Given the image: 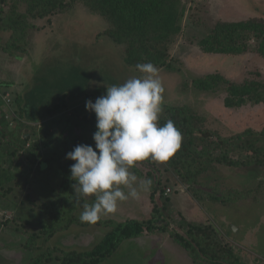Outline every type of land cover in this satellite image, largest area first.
Instances as JSON below:
<instances>
[{"label":"rangeland","instance_id":"374dc122","mask_svg":"<svg viewBox=\"0 0 264 264\" xmlns=\"http://www.w3.org/2000/svg\"><path fill=\"white\" fill-rule=\"evenodd\" d=\"M67 1L69 7L63 12L41 19H29L33 26L23 29L24 37L29 40V50L22 57H12L0 47V82L10 84L13 88V99L18 94V107L21 112L19 118L22 120L19 130H35L32 138L38 137L37 129L54 123L55 115L50 116L47 109L58 102L60 95H64L65 111L82 105V113L86 110V100L95 102L97 97L106 94V86L119 85L129 78L141 75L136 67L129 66L124 61V45L105 35L108 27L106 20L91 12L79 0ZM183 4L185 8L181 31L169 46L168 65L156 67L163 87L162 105L190 106L205 118L208 128L222 135L235 133L246 127H264V102L227 108L223 105V91L202 90L194 84L196 78L216 72L234 81L256 76L264 81V59L254 53L253 49L240 55H224L207 54L200 47L202 39L218 21H237L251 17L264 19V0H183ZM0 35L3 45L9 32L2 30ZM248 44L254 47L252 40ZM94 92L96 93L91 95ZM13 103L15 107L16 101ZM1 110L3 108L0 104ZM58 127L57 124L50 127L54 139L42 149L41 159L48 161H42L41 171L34 170L28 176V185L25 184L15 191L14 201L5 204L6 199L0 200V211L7 210L13 217L4 224L0 223L7 227L2 229L5 230L3 235L17 239V243L22 246V241L31 234L30 229L36 228L37 232L39 227L36 220L27 226L26 222H22L38 218L37 211L30 210L26 194L35 196L37 200H47L52 197L53 186L61 181L58 163L50 155L52 152L56 155V150L61 151L58 145L61 146L62 137L67 138L69 134L65 135L63 125ZM129 171L134 173L131 168ZM155 173L157 178L164 179L165 174L168 178L157 187L154 194L155 203L163 215L155 220L157 224L165 223L158 222L165 218L169 229L183 233L173 218L177 214L178 219L212 225L221 240L230 244L241 264H264V191L258 200L247 197L224 206L212 199L198 197L176 174L169 176L165 172ZM216 176L222 182V187L235 188L250 186L261 178L257 171L246 173L238 168H222ZM216 176L211 175L210 178ZM137 177L138 185L144 178ZM166 188H170L171 192L168 196L164 194L167 201L163 203L159 194L164 193ZM124 191L127 192L128 189ZM150 194L151 190L141 191L138 199L130 197L126 201L118 202L116 211L102 218H109L114 222L127 219L144 220L152 208ZM86 202L93 203V198ZM13 211L23 219L18 218ZM82 211L81 206L76 211V216L80 218ZM108 229L109 227H100L93 223L87 226L72 225L56 233L43 250L36 249V253L48 248L52 250L53 247L56 249L54 254L59 256L70 249L88 250L100 241ZM21 255V249L18 254L12 246L2 247L0 242V264H23ZM47 264L60 263L50 261ZM99 264L193 262L184 248L173 242L166 232L156 230L124 240L110 257Z\"/></svg>","mask_w":264,"mask_h":264},{"label":"trees","instance_id":"16d2710c","mask_svg":"<svg viewBox=\"0 0 264 264\" xmlns=\"http://www.w3.org/2000/svg\"><path fill=\"white\" fill-rule=\"evenodd\" d=\"M79 1L106 20L108 27L104 33L113 41L124 45V61L127 65L136 67L138 63L149 62L155 67L168 65L169 46L181 31L185 8L183 0ZM68 7L67 0H0V32H9L3 45L0 35L2 51L12 57H22L29 50V40L23 35L24 28L33 26L29 19L49 17ZM251 40L254 42L253 48L248 44ZM200 47L204 53L224 55H240L253 49L254 53L264 59V19L251 17L237 21H218L202 39ZM194 84L202 90L223 91V105L227 108L264 102V81L258 76L234 81L216 72L196 78ZM0 86L13 89L4 82H0ZM17 95L13 101H16L15 111L18 116L13 119L12 124L4 119L6 106L0 101L3 108L0 111V200L6 199L5 204L13 200L17 189L28 185V176L34 170L41 171L42 161H48L41 159V152L54 139L50 127L55 124L57 127L63 125L65 135L69 134L67 138L62 137L61 146L58 145L61 151L56 150V155L53 152L50 155L58 163L61 173V181L52 188V197L37 200L35 196L26 194L30 210L37 211L38 218L22 222H26L27 226L36 220L39 226L37 232L36 228L30 229L31 234L25 238L24 246L33 252L26 264H47L50 261H59L60 264H99L110 257L124 240L156 230L166 232L173 242L184 248L193 264H241L230 244L221 240L212 225L178 219V215L174 214L173 218L182 228L183 233H180L169 229L165 218L158 221L165 223L155 222L163 215L155 203L154 194L157 187L168 180L166 174L162 179L157 178L155 172H165L169 176L176 174L198 197L212 199L224 206L247 197L258 200L264 191V127H246L238 132L222 135L208 128L205 118L190 106L162 105L159 125L163 126L167 120H172L182 134V141L180 148L167 161L148 159L137 162L131 168L137 176L152 181V208L149 216L144 220L127 219L121 222L101 218L93 224L109 229L98 243L88 250L70 249L59 256L54 254L55 247L39 251L43 250L56 233L72 225L92 224L82 222L76 216V211L82 204L76 203L71 187L74 181L70 179V165L75 161L66 159L65 156L78 144L92 145L95 149L92 139L96 130L95 114L87 110L80 113L84 108L82 105L65 111L64 95H60L58 102L47 109L50 116L55 115L54 123L39 130L36 127L38 137L32 138L35 134L32 128L31 132L19 130L22 120L19 118L21 112ZM222 168H238L246 173L257 171L261 178L250 186L222 187V182L216 176ZM211 175L216 178H210ZM167 189L170 188L159 194L163 203L167 201L165 195L168 196L171 192V189ZM13 213L17 215L16 211ZM11 218L12 215L8 219L0 217V223L4 224ZM36 249L39 250L37 253Z\"/></svg>","mask_w":264,"mask_h":264},{"label":"clouds","instance_id":"9594fccd","mask_svg":"<svg viewBox=\"0 0 264 264\" xmlns=\"http://www.w3.org/2000/svg\"><path fill=\"white\" fill-rule=\"evenodd\" d=\"M138 77L119 85L106 86V94L85 109L95 114L96 130L92 145L78 144L65 158L70 165L71 187L77 204H82V222L96 223L114 213L118 202L138 199L140 192L150 190V179L140 180L129 171L137 162L151 159L167 161L181 146L182 134L172 120L163 126L162 82L152 63H138ZM124 189H128L127 192ZM93 198V203L86 201Z\"/></svg>","mask_w":264,"mask_h":264},{"label":"built area","instance_id":"2783aa9c","mask_svg":"<svg viewBox=\"0 0 264 264\" xmlns=\"http://www.w3.org/2000/svg\"><path fill=\"white\" fill-rule=\"evenodd\" d=\"M0 101L6 106L4 119L12 124L13 119L17 118V113L15 111V107L13 106V94L11 88L0 86ZM167 191H170V189H167ZM0 217L8 219L11 217V214L5 210L0 212Z\"/></svg>","mask_w":264,"mask_h":264},{"label":"crops","instance_id":"0c3cea01","mask_svg":"<svg viewBox=\"0 0 264 264\" xmlns=\"http://www.w3.org/2000/svg\"><path fill=\"white\" fill-rule=\"evenodd\" d=\"M3 228L6 229L7 227L5 228V226L3 227V226L0 225V242H1V246L2 247L12 246V248H14L17 251L18 254H20V249H21L22 252H23V255L20 256V259L21 260L23 259V261H24L23 264H26V262L29 260L28 258H30L32 256L33 252L30 251L27 247L24 248V246H22V244L20 245V243H17V239L15 240L14 238L10 239L9 237H4L3 233H5V230H2ZM22 242H24V240ZM11 244H14V245H11ZM16 244H18V245H16ZM24 249H26L25 253H24Z\"/></svg>","mask_w":264,"mask_h":264}]
</instances>
